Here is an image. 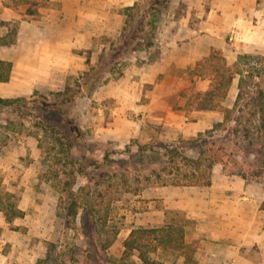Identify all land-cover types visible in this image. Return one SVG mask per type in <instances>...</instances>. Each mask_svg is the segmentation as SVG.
I'll use <instances>...</instances> for the list:
<instances>
[{
  "label": "crops",
  "instance_id": "obj_1",
  "mask_svg": "<svg viewBox=\"0 0 264 264\" xmlns=\"http://www.w3.org/2000/svg\"><path fill=\"white\" fill-rule=\"evenodd\" d=\"M134 1L0 0V36L8 32V22L17 24L15 41L0 47V58L12 62L9 80L0 83L13 95L61 89L85 69L87 56L91 63L96 62L102 48L98 38L119 33L120 8ZM28 8L34 13H27ZM212 48L220 49L228 63L238 53L264 54V0H173L157 34L155 59L130 56L113 89L106 86L92 93L100 100L98 113L103 107L107 114L104 123L95 124L96 135L104 140L118 131L135 135L141 132L144 120L161 125L164 136L194 135L191 122L184 123L186 111L173 109V96L191 84L186 70L194 68ZM193 75L199 79L193 82L194 89L205 90L208 79ZM234 80L222 101L225 106L233 103L227 97L235 92ZM102 99L111 105H101ZM128 109L137 119L128 117ZM189 112L196 118V128L205 117H212V123L222 119L217 110L191 108ZM95 119L104 118L96 115ZM119 124L126 130L121 131ZM148 197L144 216L126 234L133 227H158L182 216L184 241L194 243L198 264H264V190L260 182L226 174L220 165H214L208 186L162 185L152 187ZM171 256L169 264L183 263V256ZM14 261L11 252L0 251V264Z\"/></svg>",
  "mask_w": 264,
  "mask_h": 264
},
{
  "label": "rangeland",
  "instance_id": "obj_2",
  "mask_svg": "<svg viewBox=\"0 0 264 264\" xmlns=\"http://www.w3.org/2000/svg\"><path fill=\"white\" fill-rule=\"evenodd\" d=\"M254 55L258 57L252 64L261 70L264 67V59L261 58L264 54ZM196 73L195 67L186 70L191 84L174 94L172 103L174 110L186 111L187 118L183 120L184 123L191 122L189 128L195 131L194 135L213 124L212 117H205L196 128V118L190 114L191 109L186 106L185 100L183 101L194 89L193 82L199 80L193 75ZM119 77L115 74L109 75L101 84L103 87L96 90H103L106 86L113 89ZM183 79L186 80L185 75ZM254 80L264 85V81L258 78ZM238 81L239 78L236 77L233 83L235 92L232 91L234 93L227 97L228 100L235 99ZM242 89V96L232 115V118L237 119L226 122L224 128L214 130L209 140L225 146V153L230 154L227 169L220 165L224 173L229 174L226 170H241L249 177L256 176L264 180V165L260 163L264 160V127L259 124L258 113L253 115L255 109L243 103L255 96V86L253 82L248 86L243 83ZM0 95L8 97L13 96V93L4 83H0ZM111 103L107 99L101 101V105L105 106ZM98 107L100 100L96 94L89 95V98L80 97L73 107L77 122L86 133V138L108 141L106 146L110 152V160L104 162L100 151H86L82 162L87 172L85 175L75 176L74 189L86 183L89 186V195L78 211L79 230L76 238L69 223L64 199L60 200V196L64 195L63 182L61 177L54 176L62 170L58 164L61 155L56 150L57 147L47 151L52 148V142L48 137L41 136V152L42 149L37 145L35 129L19 117L10 115L7 109L0 111V195L10 192V200H15V195L20 191L16 203L24 211L21 217L9 221L0 211V251L12 253L15 260L12 264H36L38 259L44 258L42 264H169L173 261V253L162 249L149 253L150 261L147 263H142L135 254L124 259L123 237H126L128 229L136 226L138 219L144 216L142 212L148 209V194L152 187L162 186L176 176L181 177L190 172L198 174V171L183 166L177 175L164 174L162 178L154 177L150 170L158 167L160 161V156L152 153V150H160L154 145L155 142L172 140L177 136H164L161 125H152L144 120L141 123L142 130L138 134L128 135L118 131L114 133L116 136L110 135L108 139H100L95 133V124L99 121L104 123L107 114L104 113L103 107V112L98 113ZM128 110L131 112L128 117L137 119V114L131 109ZM96 115L104 119H95ZM6 116L11 117L12 122L6 121ZM244 126L253 141L251 144L246 142L241 132ZM119 127L121 131L126 130L124 124H119ZM189 136L191 135L184 137ZM137 142L143 146L139 151ZM125 144H129V151H126ZM85 146L88 147V143ZM73 150L80 160L81 151L75 145ZM188 153L196 156L194 150H189ZM78 194L82 196V193ZM176 220V223L184 225L182 216H178Z\"/></svg>",
  "mask_w": 264,
  "mask_h": 264
},
{
  "label": "trees",
  "instance_id": "obj_3",
  "mask_svg": "<svg viewBox=\"0 0 264 264\" xmlns=\"http://www.w3.org/2000/svg\"><path fill=\"white\" fill-rule=\"evenodd\" d=\"M173 0H135L131 5L120 8L123 21L119 33L115 37L101 35L98 40L102 48L97 54L95 63H91L89 56L85 60V69L72 77L61 89L43 93L33 89L30 93L16 94L13 96L0 95V111L5 109L10 115L19 117L35 129L37 145L42 149V137H48L52 142V148L60 153L58 158L61 172H56L55 177H61L64 192L60 196L66 205L69 223L74 230L76 238L79 225L77 215L79 209L85 203L89 195L88 184L73 188L76 175H85L86 168L82 160L86 151H100L104 162L110 160V152L104 142L95 138H86V133L77 122L73 107L81 96L91 95L106 78L115 74L120 76L127 64V59L135 54H143L149 61L155 59L157 54V34L161 27L162 19ZM27 13H34L32 8ZM8 32L0 36V47L9 45L16 39V22L7 23ZM252 53H238L236 59L228 63L220 49L212 48L208 56L196 62L197 75L208 79L205 90L191 91L186 99V106L202 110H217L222 114L221 121L213 122L212 126L204 131H198L195 135L184 137L178 135L172 140H158L155 142L160 150H152V153L160 156L159 166L151 168V174L156 178H162L164 174H179L180 167L189 166L198 174L190 172L181 177H175L169 183L162 185L175 186H208L211 183V171L214 165H221L223 169L228 167L230 154H226V147L209 140L214 130L224 128L225 123L236 120L232 118L234 111L242 96V85L249 83L255 86V96L243 103L252 106L258 113L259 124L264 127V85L256 83L254 78L264 81V67L258 70L252 63L255 58ZM264 59V56L261 57ZM248 67V68H245ZM12 62L0 58V82H6L10 78ZM238 77L237 93L232 105L225 106L222 100L226 97L232 81ZM6 121L12 122V118L6 116ZM236 128H233L235 130ZM246 142L251 144L248 130L244 126L241 130ZM42 136V137H41ZM70 136V137H68ZM88 143V147L85 146ZM138 151L142 144L137 142ZM74 145L81 151V159H77L74 153ZM129 151V144H125ZM194 150L196 156L189 155L188 151ZM264 157V152H262ZM235 164L237 162L234 161ZM264 165V160L260 162ZM229 174H239L246 181H258L264 190V180L253 176L249 177L245 172L227 171ZM82 193V196L78 194ZM20 191L16 199L20 197ZM12 193L3 192L0 195V211L7 221L15 217H21L24 211L18 207L17 201L10 200ZM14 196V195H13ZM122 257L128 258L135 254L142 263L150 261L149 253H155L158 249L166 250L176 256H183L182 264H198L194 258V245L184 241V225L166 223L158 227L137 226L131 228L122 241ZM44 259H38L36 264H42Z\"/></svg>",
  "mask_w": 264,
  "mask_h": 264
},
{
  "label": "built area",
  "instance_id": "obj_4",
  "mask_svg": "<svg viewBox=\"0 0 264 264\" xmlns=\"http://www.w3.org/2000/svg\"><path fill=\"white\" fill-rule=\"evenodd\" d=\"M227 264H234V263L233 262H230V263L228 262Z\"/></svg>",
  "mask_w": 264,
  "mask_h": 264
}]
</instances>
